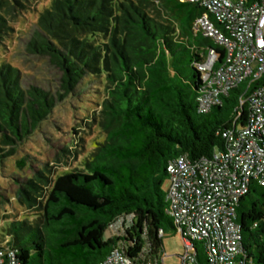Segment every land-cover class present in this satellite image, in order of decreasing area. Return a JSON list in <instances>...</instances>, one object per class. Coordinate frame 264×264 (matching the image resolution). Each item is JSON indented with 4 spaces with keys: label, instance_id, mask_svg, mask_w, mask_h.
<instances>
[{
    "label": "trees",
    "instance_id": "trees-1",
    "mask_svg": "<svg viewBox=\"0 0 264 264\" xmlns=\"http://www.w3.org/2000/svg\"><path fill=\"white\" fill-rule=\"evenodd\" d=\"M32 1L38 4L0 0V45L11 31L7 18L31 12L35 29L25 48L60 71L58 99L73 94L85 79L102 83L99 115L91 122L103 139L81 169L54 175L46 165L18 183L14 199L26 217L11 223L0 250H15L16 264H96L116 247L131 260H157L165 233L178 234L167 213L168 163L178 157L210 159L224 151L223 134L248 125L247 100L264 86V76L238 85L201 114L197 65L209 50L216 52L219 65L225 51L193 30L194 21L206 14L200 4L41 0L34 9ZM55 106L53 95L23 89L17 69L0 62V165L31 141ZM27 159H17L16 167L22 169ZM127 217L121 234L105 237ZM236 222L240 257L264 264L263 186L250 185L237 204ZM198 245L197 264H207Z\"/></svg>",
    "mask_w": 264,
    "mask_h": 264
},
{
    "label": "built area",
    "instance_id": "built-area-1",
    "mask_svg": "<svg viewBox=\"0 0 264 264\" xmlns=\"http://www.w3.org/2000/svg\"><path fill=\"white\" fill-rule=\"evenodd\" d=\"M180 1L206 9L194 21L193 30L225 51L219 65L214 50L197 65L203 85L197 97L198 112L207 114L230 90L264 76V0L249 5L235 0ZM247 101L248 125L223 134L224 151L194 162L178 157L167 165V213L183 242L180 264H197V243L203 244L207 264H253L240 257L236 207L252 183L264 187V86L256 88ZM15 253L10 248L0 250V264H16ZM164 259L135 261L116 247L96 264H164Z\"/></svg>",
    "mask_w": 264,
    "mask_h": 264
},
{
    "label": "rangeland",
    "instance_id": "rangeland-1",
    "mask_svg": "<svg viewBox=\"0 0 264 264\" xmlns=\"http://www.w3.org/2000/svg\"><path fill=\"white\" fill-rule=\"evenodd\" d=\"M40 1L38 4L32 1L29 7L36 9ZM30 13L6 17L11 31L0 45V62L17 69L23 89L35 87L48 92L54 96L56 106L31 141L0 165V242L7 240V230L13 221L26 217V212L14 199L18 183L46 165L54 175L81 169L83 159L103 139L96 124L91 122L93 117L96 119L99 115L104 97L102 83H87L85 79L73 94L60 101L56 96L57 93H63L60 71L47 59L31 55L25 48L35 29L34 18ZM25 156L28 158L26 165L22 169L17 168L16 160ZM168 186L169 182L166 181L165 191ZM129 222L130 217L118 220L105 237L118 236ZM198 246L202 248L203 244L199 243ZM162 248L164 264H180V256L184 253L180 235L168 230Z\"/></svg>",
    "mask_w": 264,
    "mask_h": 264
}]
</instances>
